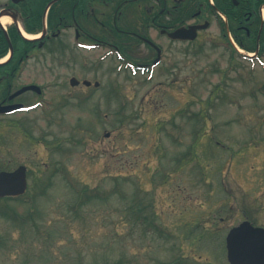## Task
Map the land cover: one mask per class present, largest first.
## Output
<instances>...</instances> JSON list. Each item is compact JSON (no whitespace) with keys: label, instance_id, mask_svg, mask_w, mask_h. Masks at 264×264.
I'll return each mask as SVG.
<instances>
[{"label":"rangeland","instance_id":"374dc122","mask_svg":"<svg viewBox=\"0 0 264 264\" xmlns=\"http://www.w3.org/2000/svg\"><path fill=\"white\" fill-rule=\"evenodd\" d=\"M185 50L153 73L101 52L48 57L43 118L28 136L0 122V171L24 165L29 182L0 200V264H229V230L264 227V54ZM84 188L114 193L80 207ZM135 199L166 235L133 231Z\"/></svg>","mask_w":264,"mask_h":264},{"label":"flooded vegetation","instance_id":"af4514ba","mask_svg":"<svg viewBox=\"0 0 264 264\" xmlns=\"http://www.w3.org/2000/svg\"><path fill=\"white\" fill-rule=\"evenodd\" d=\"M177 31L186 37L173 38ZM219 40L264 54V0L0 1V106H13L0 122L28 136L43 118L49 56L101 52L153 72L176 44L187 55L196 42Z\"/></svg>","mask_w":264,"mask_h":264},{"label":"water","instance_id":"95a60500","mask_svg":"<svg viewBox=\"0 0 264 264\" xmlns=\"http://www.w3.org/2000/svg\"><path fill=\"white\" fill-rule=\"evenodd\" d=\"M13 1L19 3L24 0ZM180 35L182 34L177 32L174 36ZM78 84L77 79L71 80L72 86ZM85 84L91 85L90 82ZM95 86H99V82H96ZM27 188V169L24 166L13 172H0V199L22 196ZM226 246L230 264H264V228L253 226L250 221H244L230 230L226 238Z\"/></svg>","mask_w":264,"mask_h":264},{"label":"trees","instance_id":"16d2710c","mask_svg":"<svg viewBox=\"0 0 264 264\" xmlns=\"http://www.w3.org/2000/svg\"><path fill=\"white\" fill-rule=\"evenodd\" d=\"M254 50V48L252 49ZM235 52V51H234ZM118 185V184H117ZM93 190L88 191L86 188L82 189L80 192V207L91 203L96 199L107 200L110 196L113 195L114 191L107 192L105 195L99 197V193ZM138 196V195H136ZM129 214L127 222L131 225L133 231L137 229L142 230L144 236H153L162 238L167 234L166 228L161 225L155 214L150 212L147 206L140 200L135 199L131 205H129ZM118 264V263H117ZM164 264H189L186 263L182 258L175 259L169 263Z\"/></svg>","mask_w":264,"mask_h":264},{"label":"bare ground","instance_id":"6f19581e","mask_svg":"<svg viewBox=\"0 0 264 264\" xmlns=\"http://www.w3.org/2000/svg\"><path fill=\"white\" fill-rule=\"evenodd\" d=\"M10 21H11V20H10L8 17H5V18L2 19V22H3L4 24L9 23Z\"/></svg>","mask_w":264,"mask_h":264}]
</instances>
